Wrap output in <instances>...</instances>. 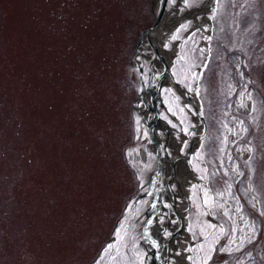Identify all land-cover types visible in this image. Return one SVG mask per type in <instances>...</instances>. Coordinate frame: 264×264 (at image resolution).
<instances>
[{
	"label": "rangeland",
	"instance_id": "rangeland-1",
	"mask_svg": "<svg viewBox=\"0 0 264 264\" xmlns=\"http://www.w3.org/2000/svg\"><path fill=\"white\" fill-rule=\"evenodd\" d=\"M187 2L195 10L205 1ZM153 3L0 0V264H94L156 170L136 128L132 64ZM216 13V39L197 30L174 70L193 90L210 56L198 88L208 129L193 168L215 198L203 184L202 199L195 183L189 231L205 238L207 264H264V0H219ZM149 199L98 264H148L136 220Z\"/></svg>",
	"mask_w": 264,
	"mask_h": 264
},
{
	"label": "water",
	"instance_id": "water-1",
	"mask_svg": "<svg viewBox=\"0 0 264 264\" xmlns=\"http://www.w3.org/2000/svg\"><path fill=\"white\" fill-rule=\"evenodd\" d=\"M174 1L175 0H154V20L149 27L141 31L134 54L132 56V64L137 73L139 86V94L136 101L134 102V110L140 118V125L142 126L143 134L155 153L157 159V169L152 174L148 191L146 192V194H143L142 192L139 193L131 207V211H135L137 204L144 197H151V201L145 213L142 215V217L144 218V228L142 231V236L144 237L145 241L153 243V240L148 237V225L152 221L153 217L156 218L158 217V215H160V210H165L166 206L164 204V200L166 198L179 219L177 222V232L174 231L171 238H176L179 232L188 234L187 237L191 245L190 253H192L191 256L193 260L191 264H194L196 255L192 251L193 247L197 246L200 249L201 242L203 240L195 241L193 233L189 231V214L190 208L192 206L191 193L189 196L183 194L182 191L179 190L180 186L177 183L176 172L179 161H177L173 156V149L171 153L169 152V148L172 147L171 144L169 145V143L174 130L169 125L167 120L163 118L164 112L168 116L169 113L168 108L166 107L167 104L165 101V96L162 92V88L165 86L166 89H168L169 86H173L172 88H174L178 93H180V89L187 90L185 85L180 83L175 77L174 70L182 53L183 44L186 43L197 30L204 31V29L201 25L197 24L196 21L192 20L194 23L193 27L180 40L176 39L175 43L172 44V48L169 47V45L171 44V38L177 35V32L181 25L186 24L190 21L189 18L192 15L191 13L194 14V12H200L205 7H208L209 11L205 15V22L203 24V27H206V29L208 28L206 32L209 36L211 35L212 37H214L216 8L218 6L219 0H209L207 3L204 2L200 8H196L195 10L188 9L187 0L186 3H183L181 8L175 9ZM184 8L187 9V11L186 13L184 12V15H182V10ZM167 19H170L168 24H166ZM164 32H167V34L164 35ZM162 35L165 37L164 39L162 38ZM176 46L178 48L177 52H175L174 50ZM208 59L209 55H206L202 61V65L199 68L200 77L198 78L196 88L193 89V91H195L193 93V100L195 101L188 98L190 105L197 113L198 124L196 125V127L201 126L203 129L201 135V146L203 145L204 137L207 134V123L204 116L203 105L199 98L198 88ZM158 63L160 64V71H158ZM172 88L169 89L167 94H169ZM198 101L201 105V109H198ZM195 102L197 103V105ZM159 130L161 132H164L165 138L160 135ZM193 146L194 141H190L186 153L189 157V169L192 172L195 171L193 169L192 161L190 158L192 155ZM196 155L198 156V153ZM168 166H170L172 169V172L169 174L167 173ZM196 174L198 178H194L193 181H191V188L194 189L195 183H198L200 194L203 199V184H205V187L211 193L212 191L210 190L208 180L207 182H205L200 177L201 175L199 173L196 172ZM175 184L178 185V191L182 194L183 200V203H180L181 210L179 209V211L177 209V196L174 191ZM208 213L211 216V221L213 222V224L219 226L220 223L212 213L211 208H208ZM114 239L115 237L110 240L111 244L113 243ZM200 252L201 251L199 250V253ZM152 253L153 260L151 261V264H157L158 256L155 254V251H152ZM169 254L171 253L168 251L167 257H165V260L162 264H172V256L169 257ZM201 260L203 261L202 254Z\"/></svg>",
	"mask_w": 264,
	"mask_h": 264
},
{
	"label": "bare ground",
	"instance_id": "bare-ground-1",
	"mask_svg": "<svg viewBox=\"0 0 264 264\" xmlns=\"http://www.w3.org/2000/svg\"><path fill=\"white\" fill-rule=\"evenodd\" d=\"M209 0H206L205 3H207ZM183 3H186V0H175L174 1V7L175 9L181 8ZM209 11L208 7H205L200 12H194L191 13L190 21H196L197 24L201 25L204 29L203 34L206 36L208 33L206 32V27H203V24L205 22V15ZM185 8L182 10V15H184ZM170 19H167L166 24L169 23ZM166 28V27H165ZM167 32H164V35H166ZM162 38L165 37L162 35ZM177 46L175 47V52H177ZM167 57V56H166ZM159 65V70L160 64ZM171 84V83H169ZM165 87V86H164ZM162 88V92L165 96V101L168 108L169 116L164 112L163 118L167 120L169 125L174 130V133L170 139V143L172 147L169 148V152L171 153L173 149V156L177 161H179L177 166V183L180 186V189L182 192L187 194L188 196L190 193L193 195V189L191 188V181L193 179H197V174L195 171H190L189 169V160H188V154H186L185 149L189 145L190 141H194V146L192 149V155H191V161L193 162L194 157L197 156L196 154L199 151V148L201 146V135H202V127L197 126L198 124V117L196 111L191 107L190 102L188 98H193V93L195 91L193 90H183L180 89L181 96L183 100L180 102L177 91L172 88L173 86H169L168 89ZM172 88L169 91V89ZM195 101V100H193ZM196 103V102H195ZM198 109H201V105L198 101ZM197 105V103H196ZM177 108H180L183 114V108H187L191 115L194 117V121L192 124H189V119L183 114V117L180 115V111L177 110ZM167 111V110H166ZM172 118V119H171ZM171 119V120H169ZM174 120V121H173ZM160 135H162L165 138L164 132H161L159 130ZM172 169L170 166L167 167V173H171ZM199 175V174H198ZM200 176V175H199ZM201 177V176H200ZM177 196V209L181 210L180 203H183V201H180L181 197L179 196V191L175 192ZM164 204L166 206L165 212L163 214L158 215V217H153L152 221L148 225V237H150L153 240V243L151 244V247L153 248L152 251L156 252L155 254L157 257V264H162L165 260V257H167V252L169 251L171 254H169V257L172 256V264H191L193 262L192 256H190L191 251V245L190 241L187 237L188 234L179 232L177 234L176 238H171L170 234L174 231L177 232L178 229V216H176L175 212L173 211V208L170 206L168 200L165 198ZM161 211V210H160ZM159 211V212H160ZM165 214H168L169 218V229H167V226L163 224L162 217L165 216ZM166 217V216H165ZM165 233V234H164ZM202 245V244H201ZM169 247V249H168ZM202 248V247H201ZM199 249V248H198ZM193 253L196 255L195 257L199 256V253L194 250L193 247ZM195 264H197L195 262Z\"/></svg>",
	"mask_w": 264,
	"mask_h": 264
},
{
	"label": "flooded vegetation",
	"instance_id": "flooded-vegetation-1",
	"mask_svg": "<svg viewBox=\"0 0 264 264\" xmlns=\"http://www.w3.org/2000/svg\"><path fill=\"white\" fill-rule=\"evenodd\" d=\"M136 223H137V222H136ZM135 241L138 243V241H137V236H136V239H135ZM138 246H139V248H140V245H139V243H138ZM130 247H131V249H132V252H133V250L137 248V245H136V244H133V246H130ZM141 262H142V261H140V264H141Z\"/></svg>",
	"mask_w": 264,
	"mask_h": 264
},
{
	"label": "trees",
	"instance_id": "trees-1",
	"mask_svg": "<svg viewBox=\"0 0 264 264\" xmlns=\"http://www.w3.org/2000/svg\"><path fill=\"white\" fill-rule=\"evenodd\" d=\"M138 149V148H137Z\"/></svg>",
	"mask_w": 264,
	"mask_h": 264
}]
</instances>
